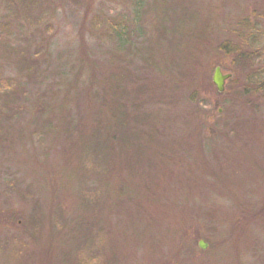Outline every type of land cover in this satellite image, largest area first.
<instances>
[{
  "label": "rangeland",
  "instance_id": "1",
  "mask_svg": "<svg viewBox=\"0 0 264 264\" xmlns=\"http://www.w3.org/2000/svg\"><path fill=\"white\" fill-rule=\"evenodd\" d=\"M93 262L264 264V0H0V264Z\"/></svg>",
  "mask_w": 264,
  "mask_h": 264
},
{
  "label": "water",
  "instance_id": "2",
  "mask_svg": "<svg viewBox=\"0 0 264 264\" xmlns=\"http://www.w3.org/2000/svg\"><path fill=\"white\" fill-rule=\"evenodd\" d=\"M231 76V74H224L221 67L217 66L215 68L214 74H213V82L215 83V85L217 86V89L219 91H223L225 88V80L227 78H229ZM201 248H206L207 247V243L204 241H200L199 243Z\"/></svg>",
  "mask_w": 264,
  "mask_h": 264
},
{
  "label": "trees",
  "instance_id": "3",
  "mask_svg": "<svg viewBox=\"0 0 264 264\" xmlns=\"http://www.w3.org/2000/svg\"><path fill=\"white\" fill-rule=\"evenodd\" d=\"M246 61H248V60H250V59H248L247 57H245L244 58ZM99 195V193H96V194H93V193H91L90 195H89V199H88V201L87 202H89V203H91L92 202V200H95V198L97 197ZM100 241V240H99ZM16 242V241H15ZM17 243V242H16ZM19 244V243H18ZM21 244H25V245H27V246H29L30 248L32 247V244L30 243V242H21ZM21 244H19V245H21ZM93 256V254L91 255L90 254V257H91V259L93 258L92 257ZM95 258V257H94ZM91 259H90V263H91Z\"/></svg>",
  "mask_w": 264,
  "mask_h": 264
},
{
  "label": "bare ground",
  "instance_id": "4",
  "mask_svg": "<svg viewBox=\"0 0 264 264\" xmlns=\"http://www.w3.org/2000/svg\"><path fill=\"white\" fill-rule=\"evenodd\" d=\"M171 211V210H170ZM172 212V211H171ZM179 219H181V217L180 216H177V215H175L173 212H172V214L168 217V222H169V224H176V223H178V220Z\"/></svg>",
  "mask_w": 264,
  "mask_h": 264
},
{
  "label": "clouds",
  "instance_id": "5",
  "mask_svg": "<svg viewBox=\"0 0 264 264\" xmlns=\"http://www.w3.org/2000/svg\"><path fill=\"white\" fill-rule=\"evenodd\" d=\"M93 264H96V262H93Z\"/></svg>",
  "mask_w": 264,
  "mask_h": 264
}]
</instances>
